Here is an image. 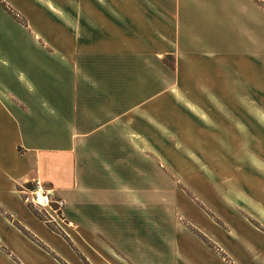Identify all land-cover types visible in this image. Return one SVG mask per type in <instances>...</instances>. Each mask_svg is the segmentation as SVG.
<instances>
[{"label": "rangeland", "instance_id": "rangeland-1", "mask_svg": "<svg viewBox=\"0 0 264 264\" xmlns=\"http://www.w3.org/2000/svg\"><path fill=\"white\" fill-rule=\"evenodd\" d=\"M27 2L8 0L12 9L0 0V77L45 74L47 57L15 11L24 16ZM158 3L168 13L177 11L176 0ZM178 6L179 75L174 55L107 60L98 54L96 62L61 69L121 76L111 87L123 91L121 99L113 98L123 108L171 90L162 102L168 108L161 128L166 143H122L114 131L113 142L93 146L91 167L124 166L129 181L143 189V207L130 206L126 214L131 239L143 235L156 249L144 250L141 264H264V0H178ZM187 34L193 48L186 45ZM191 51L206 62L187 83ZM48 67L62 68L51 58ZM202 87L206 94L197 97ZM187 88L196 96H187ZM191 99L206 112L176 107L192 108ZM17 204L0 208L1 215L22 216Z\"/></svg>", "mask_w": 264, "mask_h": 264}, {"label": "crops", "instance_id": "crops-1", "mask_svg": "<svg viewBox=\"0 0 264 264\" xmlns=\"http://www.w3.org/2000/svg\"><path fill=\"white\" fill-rule=\"evenodd\" d=\"M1 1L14 9L8 0ZM27 1L30 11H21L24 16L15 11L47 62L45 74L37 78L0 77V208L15 202L22 205V216L15 211L11 217L0 213V264H141L144 250L156 249L143 235L131 239L126 214L130 206L143 207L144 191L138 182L129 181L124 166L96 170L91 157L96 154L93 146L113 142L109 135L114 131L122 135V143H166L161 128L166 129L163 115L168 108L162 102L171 90L123 108L115 106L113 99H121L123 91L111 87L114 80H123L121 76L82 68L66 74L61 69L88 59L96 62L98 54L107 60L114 55H174L179 75L178 0L175 14L163 9L158 0ZM33 16L35 20L30 19ZM186 40L190 48L196 44L188 34ZM193 53H187V83L206 62L204 56ZM50 58L62 67L57 72L49 71ZM202 89L197 97L206 94ZM186 90L187 96H196ZM146 93L141 90L140 95ZM194 100H190L192 108L175 105L191 114L205 113ZM34 178L64 200L61 230L45 222L17 193L19 185Z\"/></svg>", "mask_w": 264, "mask_h": 264}, {"label": "built area", "instance_id": "built-area-1", "mask_svg": "<svg viewBox=\"0 0 264 264\" xmlns=\"http://www.w3.org/2000/svg\"><path fill=\"white\" fill-rule=\"evenodd\" d=\"M27 184H21L16 189L20 198L31 206L45 222L61 230V224L65 222L64 200L58 197L55 190L47 187L39 178H34Z\"/></svg>", "mask_w": 264, "mask_h": 264}, {"label": "trees", "instance_id": "trees-1", "mask_svg": "<svg viewBox=\"0 0 264 264\" xmlns=\"http://www.w3.org/2000/svg\"><path fill=\"white\" fill-rule=\"evenodd\" d=\"M38 215V214H37Z\"/></svg>", "mask_w": 264, "mask_h": 264}]
</instances>
